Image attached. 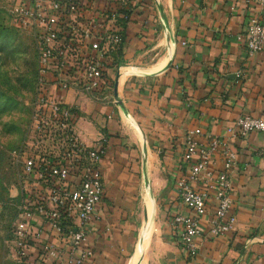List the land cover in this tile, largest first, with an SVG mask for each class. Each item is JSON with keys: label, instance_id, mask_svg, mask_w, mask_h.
Segmentation results:
<instances>
[{"label": "crops", "instance_id": "1", "mask_svg": "<svg viewBox=\"0 0 264 264\" xmlns=\"http://www.w3.org/2000/svg\"><path fill=\"white\" fill-rule=\"evenodd\" d=\"M92 1L95 12L114 5V0L83 2ZM134 5L113 92L102 98L108 101L75 91L63 95L76 114L81 141H107L99 164L105 194L90 225L87 246L93 255L86 264H142L158 206L152 197L156 158L171 173L172 186L159 206L160 236L146 264H264V132L231 141L237 155L231 176L236 222L228 234L198 239L199 254L189 262L167 222L178 211L173 180L184 133L198 127L224 136L242 114L264 118V52L248 57L242 39L258 8L245 0H135ZM148 57L154 65L134 64ZM238 71L242 75L235 78ZM135 219L142 222L136 240Z\"/></svg>", "mask_w": 264, "mask_h": 264}, {"label": "built area", "instance_id": "2", "mask_svg": "<svg viewBox=\"0 0 264 264\" xmlns=\"http://www.w3.org/2000/svg\"><path fill=\"white\" fill-rule=\"evenodd\" d=\"M83 1L25 0L17 11L18 25H33L40 32V100L36 143L23 161L20 197L8 234L12 264H86L93 255L87 238L105 194L99 164L107 155V141H81L74 129L76 114L63 95L100 94L110 88L109 73L123 52L135 0H114L113 6L96 12L94 1ZM245 2L258 8L242 35L245 53L253 57L264 52V0ZM86 9L93 13L84 16ZM241 75L238 71L235 78ZM256 132H264V118L242 114L224 136L198 127L184 133L173 180L178 211L167 222L187 261L198 256V239L223 237L232 230L236 215L231 176L237 155L231 141Z\"/></svg>", "mask_w": 264, "mask_h": 264}, {"label": "rangeland", "instance_id": "3", "mask_svg": "<svg viewBox=\"0 0 264 264\" xmlns=\"http://www.w3.org/2000/svg\"><path fill=\"white\" fill-rule=\"evenodd\" d=\"M24 1L0 0V264H12L8 234L20 197L23 161L32 144L36 143L34 119L40 100L37 81L40 32L33 25H18L17 11ZM148 60L149 57L147 61L133 62L144 67L155 64ZM118 61L117 66L122 63V60ZM115 72H112L111 82ZM111 87L103 95L79 94L92 98V101H108L102 98L112 94ZM155 160L157 169L152 175V197L158 206H154L150 227L153 240L141 256L142 264L151 261V249L160 236L162 213L159 206L172 186L171 173L160 164L161 159ZM137 205L138 202L134 206V218L137 216ZM134 221L132 229H136V240L142 222Z\"/></svg>", "mask_w": 264, "mask_h": 264}, {"label": "trees", "instance_id": "4", "mask_svg": "<svg viewBox=\"0 0 264 264\" xmlns=\"http://www.w3.org/2000/svg\"><path fill=\"white\" fill-rule=\"evenodd\" d=\"M117 60L115 61V65L113 66V69L111 70V72L109 73V76H112V72L116 71V67H117ZM110 86H112V82L110 83ZM72 112V111H71ZM74 114V113H73Z\"/></svg>", "mask_w": 264, "mask_h": 264}, {"label": "bare ground", "instance_id": "5", "mask_svg": "<svg viewBox=\"0 0 264 264\" xmlns=\"http://www.w3.org/2000/svg\"><path fill=\"white\" fill-rule=\"evenodd\" d=\"M167 61H168V58L163 62V65L161 67H163L167 63ZM120 69H122V68H120Z\"/></svg>", "mask_w": 264, "mask_h": 264}]
</instances>
